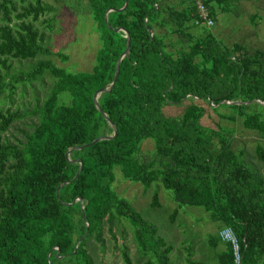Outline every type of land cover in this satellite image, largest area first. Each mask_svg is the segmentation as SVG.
<instances>
[{
    "label": "trees",
    "instance_id": "16d2710c",
    "mask_svg": "<svg viewBox=\"0 0 264 264\" xmlns=\"http://www.w3.org/2000/svg\"><path fill=\"white\" fill-rule=\"evenodd\" d=\"M240 1L204 0L215 23ZM125 3L87 0L100 48L91 71L73 72L43 59H67L36 26L52 7L0 0V102L19 85L37 95L36 83L51 82L30 108L0 107V264H97L125 221L146 264H171L173 246L117 192L116 171L146 190L163 186L179 208L203 209L219 229L208 239L217 264H237L221 237L227 228L238 238L241 264H264V178L240 159L235 129L223 124L264 140V49L227 43L197 24L192 0H129L106 23L107 11ZM118 28L129 33L130 51L117 83L98 99L101 113L94 95L113 83L128 46ZM35 59L29 71L12 74L13 60ZM104 114L118 135L85 147L114 133ZM13 129L19 137L6 135ZM146 140L154 143L149 157ZM74 147L84 148L68 155ZM256 157L264 167L263 146ZM154 200L152 208H161L158 192ZM122 248L124 263L133 264Z\"/></svg>",
    "mask_w": 264,
    "mask_h": 264
},
{
    "label": "rangeland",
    "instance_id": "374dc122",
    "mask_svg": "<svg viewBox=\"0 0 264 264\" xmlns=\"http://www.w3.org/2000/svg\"><path fill=\"white\" fill-rule=\"evenodd\" d=\"M41 1L54 10L50 14L41 16L36 26L50 38V50L56 55L60 53L67 57L64 59L61 56H51L43 59L50 58L57 66L73 72L91 71L96 63L100 40L94 31L91 10L85 6L87 0ZM29 2L34 0H27V3ZM234 10L231 14H220L219 20L211 28L212 31L227 43L239 42L250 48L264 49V0H241ZM254 15H257L255 22L252 20ZM38 61L37 59L22 62L13 60L12 74L29 71ZM50 85V81L44 86L39 82L36 83L37 95L32 87L23 94V89L19 85L14 94L11 95L9 92L5 94L0 107L13 110L21 107L30 108L35 105L37 96L41 99L45 96ZM169 112L178 114L181 113V108H172ZM213 117L218 119L216 115ZM215 121L205 118V123L212 126H215ZM223 124L235 129L236 147L245 150L244 155L238 150L240 159L264 178V167L256 157V149L258 146L264 147V140L256 132L246 130L240 124L234 126L225 121ZM6 135L19 137V133L14 129ZM141 149L144 157L151 156L154 151L153 141H144ZM116 174L117 192L128 199L142 216L157 226L158 234L166 239L168 245L173 246L170 254L171 264H189V260L217 264L214 261L215 251L210 247L208 239L219 229L203 209L179 208L172 200L171 192L163 186L158 188V185L154 184L146 190L142 184L125 180L120 171H116ZM155 192H158L161 208L153 209ZM175 211L178 215L172 221ZM115 231L117 241L110 240L105 252L99 251L97 264H125L122 256L123 245L127 246L133 264H146L149 261L148 258L141 257L134 238V230L127 221L122 226L118 225ZM223 249L224 245L220 244L217 251ZM153 262L158 264L157 261L153 260Z\"/></svg>",
    "mask_w": 264,
    "mask_h": 264
},
{
    "label": "water",
    "instance_id": "95a60500",
    "mask_svg": "<svg viewBox=\"0 0 264 264\" xmlns=\"http://www.w3.org/2000/svg\"><path fill=\"white\" fill-rule=\"evenodd\" d=\"M128 4H129V0H126L125 6H124L123 8H121V9H113V8H112V9H109V10L107 11V14H106V17H105V19H106V23H108V15H109V13L114 12V11H123V10H125V9L128 7ZM116 31H117V32H121V31H123V32L126 34V37H127V39H128V46H127V49H126L125 53L122 55L120 61L118 62V65H117V71H116V75H115V79H114L113 83H111V84H110L109 86H107L106 88H103V89L97 91V93L94 95V101H95L96 107L99 109V111H100L101 113H103V110H102L101 106L99 105L98 99H99V97H100V95H101L102 93L110 91V90L114 87V85L117 83V81H118V79H119V75H120V65H121V61H122V59H123L124 57H126V56L129 54V51H130V44H131V41H130V40H131V39H130V37H129V33H128L126 30H124L123 28H118V29H116ZM230 104H231V103H230ZM263 105H264V104H263ZM104 116H105V118L108 120V123L113 127V129H114V133H113L112 135H107V136L99 137V138H97L96 140H94L93 142H91L90 144L86 145L85 147L92 146V145H94V144H96V143H99V142H101V141H104V140H111V139L115 138V137L118 135V129L116 128V126H115L111 121H109L108 117H107L105 114H104ZM82 148H84V147H74V148L70 149V151L68 152V155L70 154V152H71L72 150H77V149H82ZM81 170H82V168H81L80 171L78 172V175L80 174ZM58 191H59V189H58ZM78 200L82 201L81 198H79ZM82 210H84V208H82ZM87 225H88V224H87ZM83 239H84V237L78 242L77 247L79 246L80 242H81ZM77 247H76V248H77Z\"/></svg>",
    "mask_w": 264,
    "mask_h": 264
},
{
    "label": "built area",
    "instance_id": "2783aa9c",
    "mask_svg": "<svg viewBox=\"0 0 264 264\" xmlns=\"http://www.w3.org/2000/svg\"><path fill=\"white\" fill-rule=\"evenodd\" d=\"M197 8L199 14V21L197 24L206 27L213 28L215 26V21L211 16V12L204 0H192ZM221 237L223 241L231 243L234 249L235 261L237 264H241L242 256L240 254L239 241L232 229L227 228L221 232Z\"/></svg>",
    "mask_w": 264,
    "mask_h": 264
}]
</instances>
